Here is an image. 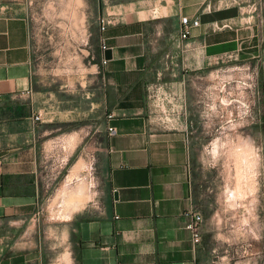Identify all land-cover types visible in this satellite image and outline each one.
Here are the masks:
<instances>
[{
  "label": "crops",
  "instance_id": "obj_1",
  "mask_svg": "<svg viewBox=\"0 0 264 264\" xmlns=\"http://www.w3.org/2000/svg\"><path fill=\"white\" fill-rule=\"evenodd\" d=\"M23 1L0 0V264H217L204 236L196 245L187 229L197 211L192 109L170 116L181 125H164L148 90L163 73L176 95L185 77L242 61L258 68L264 116V44L252 16L231 0H92L84 33L98 85L90 96L59 98L34 89ZM182 17L198 20L187 39ZM88 127L100 158L81 175L83 159L71 162ZM78 162L70 180H85L66 197ZM60 195L70 215L55 221L44 212Z\"/></svg>",
  "mask_w": 264,
  "mask_h": 264
},
{
  "label": "rangeland",
  "instance_id": "obj_2",
  "mask_svg": "<svg viewBox=\"0 0 264 264\" xmlns=\"http://www.w3.org/2000/svg\"><path fill=\"white\" fill-rule=\"evenodd\" d=\"M231 3L252 16L264 44V0ZM22 6L30 23L34 89L54 91L59 98L94 93L96 58L84 33L92 0H24ZM245 63L219 61L214 68L200 70L198 79L185 77L176 95L162 73L148 93L156 113L165 93L174 109L187 111L188 117L192 109L193 123L187 126L195 203L203 219L202 235L217 264H264V116L257 105L258 68ZM84 130L71 162L83 159L81 175L96 171L100 158L99 134L91 127ZM80 166L78 162L73 167L68 181ZM69 167L67 162L64 169ZM82 177L67 183L66 197L85 180ZM62 186L59 180L55 187ZM66 197L52 200L44 214L66 220Z\"/></svg>",
  "mask_w": 264,
  "mask_h": 264
},
{
  "label": "built area",
  "instance_id": "obj_3",
  "mask_svg": "<svg viewBox=\"0 0 264 264\" xmlns=\"http://www.w3.org/2000/svg\"><path fill=\"white\" fill-rule=\"evenodd\" d=\"M181 23H182V30H181V37L183 39H187L190 36V30L191 28H194L196 26H198V20H188L187 17H182L181 18ZM253 70V69H252ZM255 70V68H254ZM252 74V73H251ZM255 76L258 77V72L257 70L254 72ZM151 92V87L148 90V93ZM149 96V94H148ZM256 97H257V93H256ZM164 101L165 98L161 101V106H159V112L156 113L154 110V115L157 117L158 121H160L161 123H166L164 125H169V126H173L172 124H168V122H170L169 118L170 116L177 114V110L172 108L171 110L169 109H163L164 106ZM167 103H169L170 101H168L166 99ZM165 101V103H166ZM39 117L37 116L36 119H38ZM108 132L110 134L114 133V129L112 127H108ZM191 219L189 224L187 225V229L190 231L191 236H192V241L194 244H199L202 238V215L200 214L199 211H191Z\"/></svg>",
  "mask_w": 264,
  "mask_h": 264
},
{
  "label": "water",
  "instance_id": "obj_4",
  "mask_svg": "<svg viewBox=\"0 0 264 264\" xmlns=\"http://www.w3.org/2000/svg\"><path fill=\"white\" fill-rule=\"evenodd\" d=\"M104 59H110L111 57V53H110V50H104Z\"/></svg>",
  "mask_w": 264,
  "mask_h": 264
},
{
  "label": "bare ground",
  "instance_id": "obj_5",
  "mask_svg": "<svg viewBox=\"0 0 264 264\" xmlns=\"http://www.w3.org/2000/svg\"><path fill=\"white\" fill-rule=\"evenodd\" d=\"M250 155V154H249ZM250 171V170H249ZM242 173V172H241ZM242 179V178H241Z\"/></svg>",
  "mask_w": 264,
  "mask_h": 264
}]
</instances>
